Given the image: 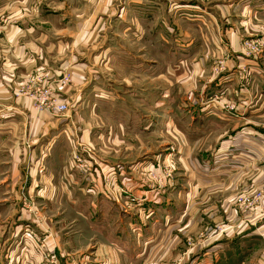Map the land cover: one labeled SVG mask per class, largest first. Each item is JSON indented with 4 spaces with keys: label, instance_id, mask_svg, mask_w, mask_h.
<instances>
[{
    "label": "rangeland",
    "instance_id": "374dc122",
    "mask_svg": "<svg viewBox=\"0 0 264 264\" xmlns=\"http://www.w3.org/2000/svg\"><path fill=\"white\" fill-rule=\"evenodd\" d=\"M87 1L85 0L84 3L82 0H11V2L9 0H0V101L1 103H13V101L25 97L28 99L27 102L31 104V108H29L35 115L49 112L46 109L36 110L34 108V106L38 105L41 98L46 97L49 100H56L57 103L66 104L67 113H65L68 115L70 113L72 115L77 114L80 119L78 122L82 123L78 124L79 127L84 130L90 127L89 135L99 136V146L101 148L110 147L109 142L115 139L119 140L120 145L115 144L117 142L113 141L114 145L112 147L115 148L113 151L117 150V152L113 154L112 158L109 157L114 163L112 165L113 168L116 169L118 165H122L119 162L124 160L126 162L123 166L125 170H128L127 173H131L132 177H137V175L134 176L133 172H130L132 171L131 167L145 162L147 169L145 168L144 178L148 187L141 190L148 191L146 195H149V197L146 199L143 196L138 199L136 196L138 195L136 193L138 188L128 191L117 180L118 174L114 176L111 171L110 174H112L113 178L106 183L110 190L105 189L103 185H98L101 199L98 198L93 195L95 193H92L93 191L90 189L93 184L88 183L87 180L90 177L93 178L96 174L95 170H97L100 160L101 163H104L106 159L109 161L108 156H99L97 157L98 162H96L90 155H86L82 151L73 152L71 155L70 152L66 151L67 153L65 152L64 155H60V160H63V171L75 175L74 179L77 181L76 185L73 186V193L76 198L80 197V204L32 203L28 197V189L24 182L25 179L31 181L29 173L30 168L33 166L27 161L28 154L22 152L21 156H19L20 161H22L19 166L22 170L20 172V182L16 186H12L10 183L9 166L11 164L9 163L10 156L8 153L11 151L9 149L14 145V142H17L15 144L16 147H21L24 141V129L18 123L14 126L15 129L11 131L12 136H15L12 137L8 136V125L0 131V230L6 233L5 236L9 240L7 233H9L10 229L15 227V224L23 223L20 228V238L28 239L33 247L39 250L41 258H44L41 254L44 242L37 231L40 224L39 221H41L40 217L43 214L46 217L48 228L51 224L53 229L59 227L62 230H67V232L71 231L73 234L74 230L77 229L89 236L90 231H92L88 226L89 223L90 226L101 225L100 230L103 227L106 230L111 229V236L112 233L114 235L117 232L120 234L140 232V228L145 230V232L143 231L145 233L143 251L145 264H184L186 250L194 246L193 255L195 257L199 252L198 248L206 242H211L212 238L217 239V236L223 233L224 227L222 223L226 222L227 219L225 218L223 222L218 220H216L218 222H215L206 218L201 228H198L192 238H190V234L185 236L184 217H179L180 211L184 209V188H182L184 187L186 176L184 169L186 150H184V145L187 140L189 147L193 150L192 157L198 159L203 151L202 149L206 150V146H203L206 142L201 137L202 134H200L201 128H205V124L192 125L188 123L185 118V108H181L178 109L176 116L173 114L178 117L175 118L178 124L177 131L173 133L172 130H169L168 121L172 117L167 113L170 110L168 106L170 107L169 102L173 99L177 103L184 100L185 96H187L184 93L186 84H193L191 86L193 88H189L192 94L188 96V100L196 101L201 95L200 89L203 81H205L203 79H218L228 73L227 64H225L224 57L221 55L224 51L222 45L228 44L226 42L229 41L231 36L229 28L232 27L230 21L234 12L231 9L226 10V7L223 6L229 7V3H233L236 0H91L90 3L94 2L98 6L103 4L107 7L111 4L115 11L109 20H104L103 18L100 20L98 29L103 32L99 36L102 34L110 36L115 39L116 48L121 47L122 50L134 53L135 56L138 53L139 57H144L142 58L144 60L139 63L137 69L135 67L126 68L119 64V55L115 53L114 58L118 62L116 64L110 63L117 65V67L112 68V65L110 68L107 67L108 69L105 72H100L97 79L91 76L88 83V87L94 86L93 79L97 80V89L95 88V90L90 92L88 95L90 96L89 100L94 102L97 99L96 94L101 100L97 99L98 103L95 108L94 106L88 108L87 105L78 107L77 113L74 114L72 112L77 107L76 103L81 90L71 91L74 88L73 72H65V74L58 77V81L52 86L53 83L46 73L37 69L39 66L37 68L33 67L31 72L25 73V65L28 60L22 59L20 53H25L24 46L27 41L42 39L44 35L60 38V31L56 27L58 18L53 13L54 10H63V8L68 10V18L73 20V22L69 23V26L75 23L79 24V27L83 25L85 29L90 28L82 22L89 20L83 11L87 10V7L84 6ZM126 4L130 9L122 12V19H125L126 22H123L125 24L121 27L120 23L115 24L113 21L121 13V7ZM137 5L143 9L139 10ZM47 9L48 11H46ZM222 9H225L224 13H222ZM108 15L107 13L106 18L109 17ZM137 18L141 20L139 32L144 37L143 43H140L141 41L139 43L135 42L137 30L134 19ZM46 19L49 20V23H37ZM58 23L61 24L62 22L59 21ZM66 26L69 27L68 25ZM223 32L225 39L218 40L222 45H216L218 34ZM184 34L192 42L187 53L180 51L183 42L181 38H183ZM203 37L207 38L208 41H202ZM68 38L69 36L65 40H69ZM164 40L171 43L165 45ZM238 46V53L240 48L241 53L244 51L249 53L243 55L244 57L256 60L263 59L264 27L260 24L256 25V28H252L246 38L241 39ZM229 49L232 52L231 46ZM66 50L72 51L69 48H66ZM98 50L100 49L98 48ZM83 51L86 52L85 58H88L89 63H93L95 66H102V62L108 59L107 55L104 58L103 56L98 59L94 58L96 49L91 51L89 47H83ZM115 51H118V49H114ZM202 53L204 57L208 55L210 58V63L208 64L207 62L209 70L207 69L208 72L205 71L203 76L202 73L201 75H196L198 73L197 70H195L196 74H194V77H191V73L187 72L186 74V65L184 67L178 66L176 69H169L168 67L170 65L169 60L175 59V62L178 63L190 56H193L192 65L200 66ZM136 62V59H133L129 61V64L135 65ZM129 64L128 66H130ZM188 64L190 65V61ZM10 67L11 69H9ZM245 68L244 65L238 67L239 70L229 80L235 78L238 85H244L249 82V74ZM199 69L201 70V67ZM192 78L194 81H192ZM98 82H101V85H98ZM57 86L61 90L62 88L64 89V95H57L58 93L52 92V87L56 89ZM207 97H209L208 101L224 105L223 108L226 113L231 115L238 114L231 97L228 96L229 98L225 99L221 94L216 93L214 88L208 89ZM152 104L156 106L151 107ZM6 108H3L5 113L8 109L13 110L11 107ZM24 110L28 111L29 109L25 108ZM94 111L97 116L93 115L92 118L97 117L95 121L88 118L90 114H94ZM49 113L56 112L50 111ZM210 125L212 127V124ZM213 128H217L215 124ZM42 134L38 132L37 136L30 138L29 142H35L37 138L39 142L42 141ZM174 135H176V141L175 139L173 140ZM93 144L96 147V143ZM177 144L181 148H178ZM33 156V162L35 163L36 158L38 160L40 156L37 153H34ZM76 158H80L84 162L89 161L91 164L89 172L80 170L79 165L82 163ZM47 164L50 173H54V167L50 163ZM57 165L61 166V162ZM107 166L111 167L110 164ZM129 174L126 175L129 177ZM52 189L49 191L47 187L41 194L45 195L48 191V194L56 196L58 194L57 187H52ZM262 191L241 192L233 199V205L235 204L236 209L240 211V214L243 212L241 214V216H244L242 221L253 222L252 227L254 228L258 227L260 221L255 222L249 220L248 217L251 213L253 216L262 217L261 213H259L260 208L258 209L260 203L258 202L257 207L253 211H248L239 207L237 200H247L256 195H261L259 192ZM174 194L176 195L175 198L172 196ZM95 197L98 198L97 201L101 202L96 203L92 199ZM152 197H156V200L160 202L154 204ZM215 205L219 204L215 203ZM77 208L78 211L80 209L82 212V216L77 214ZM137 209L143 212L142 221L140 222L135 220L138 216L136 214ZM194 211L196 215L202 214L200 209H194ZM20 213L23 214L25 222L22 219L20 220L22 218ZM85 213L88 215L87 219H84ZM221 214L223 216L222 211ZM129 217L131 219H128ZM26 229H30L37 234V244L36 241L25 234ZM153 240L158 242L157 248H153ZM126 242L131 254L136 256V240L129 236ZM175 243L177 246L174 245ZM263 244L260 259L263 252ZM223 250H226V248H223ZM180 256L182 257L180 258ZM232 258L231 256L229 259ZM238 258L234 257V259ZM255 258L258 259L259 256H255ZM55 259L58 261L57 256H55Z\"/></svg>",
    "mask_w": 264,
    "mask_h": 264
},
{
    "label": "crops",
    "instance_id": "0c3cea01",
    "mask_svg": "<svg viewBox=\"0 0 264 264\" xmlns=\"http://www.w3.org/2000/svg\"><path fill=\"white\" fill-rule=\"evenodd\" d=\"M9 1L11 2V0ZM82 1L85 3V0ZM90 1L88 0L84 4L87 10H83L89 20L82 21L85 26H89L90 28L85 29L83 25L79 27V24L75 23L69 26V23L73 22V20L68 18V10H64V8L63 10H54L53 13L59 19H57L56 27L60 31V38H52L49 35H44L42 39L27 41L24 46L25 55L20 53L22 59L28 60L25 65V73H29L33 70V67L37 68L39 66L37 69L46 73L53 83L52 86L58 81V77L65 74V72H73L74 88L71 91L81 90L76 103L77 107L72 112L74 114L77 113L78 107L87 105L88 108L92 106L95 108L98 103L97 99L101 100L96 94L97 99L93 102L89 100L90 96L88 95L92 90L97 89L96 79L99 77L100 72H105L112 64L118 62L114 58L115 53L119 55V64L126 68L135 67L137 69L139 63H142L141 61L144 60L142 59L144 57H139L138 53L135 56L134 53L126 52L121 47L116 48L114 43L115 39L110 36L106 34L99 36L103 32L98 29L100 20L102 18L109 20L110 16L112 17L115 13L114 7L111 4L107 7L103 4L98 6L94 2L90 3ZM137 6L139 10L143 9L139 5ZM223 7H226V10L231 9L234 12L230 21L232 27L229 28L231 36L229 41L226 42L228 44L222 45L218 41L225 39L224 32L218 34L216 38V45L221 44L224 48L221 56L224 57L225 64H227L228 73L218 79H203L205 81H203L201 89L199 88L201 95L196 101L188 100V96L192 94L189 88H193L191 87L193 84H186L184 93L187 96L180 103H177L175 99L170 101V107L168 106L170 110L167 112L172 117L168 122L169 130H172L173 133L177 131L178 125L175 119L178 117L175 116L179 111L178 109L181 108H185V118L188 123L192 125L198 123L205 124V128H201L200 134H202L201 137L206 142L203 145L206 146V150L202 149L203 151L199 155V158L194 159L192 157L193 150L189 147L187 140L184 145L185 148L183 147L186 150V163L184 167L186 171L185 184L184 187L181 186L184 188V209L178 213L179 217H184L185 236L190 234V238H192L198 228H201L206 218L212 219L215 222H223L225 218L227 219L226 222L222 223L224 227L223 235H218L217 239L212 238L211 242L203 243L204 245L198 248L199 252L195 257L193 255L194 246L186 250L184 264H261L260 255L264 242V57L258 60L250 59V57L243 56L249 54L248 52L244 51L241 53L240 48V52L238 53L237 48L239 47L238 45L241 39L246 38L252 28L255 29L258 24L264 27V0H236L233 3H229V7ZM126 9L127 11L130 9L127 4L121 7V13L113 21L115 24L120 23L121 27L125 24L123 22H126L125 19H122V12H125ZM224 12L225 9H222V13ZM107 13L109 14L108 19L106 18ZM134 20L137 30L135 42L139 43L141 41L140 43H143L144 37L139 32L141 20L140 18ZM59 21L62 23L59 24ZM37 23H49V20L46 19ZM121 31L123 30L121 29ZM67 36H69V40H65ZM203 38L201 39L202 41H208L207 38ZM181 39L183 42L180 51L187 53L192 42L188 40L185 34ZM164 43L167 45L171 42L164 40ZM230 46L233 49L232 52L229 49ZM83 47H89L91 51L96 49L94 58L98 59L100 56L104 58L107 55L108 59L102 62V66H95L93 63H89L88 58H85L86 52L83 51ZM66 48L72 49V51H68ZM165 48L170 51L168 47L165 46ZM114 49H118V51L114 52ZM167 54L169 55V53ZM133 59H136L137 62L135 65H130L129 61ZM175 61V59L169 60V69H176L178 66L184 67L186 65L185 73H191V77H194V74H196L195 70L198 71L196 75H201L202 73V76L207 69L209 70L208 64L210 63V58L208 55L204 57L203 53L202 58H200V66L192 65L193 56L181 60L178 63ZM189 61L190 65L188 64ZM242 65L248 71L249 82L244 85H238L235 78L233 80L231 79L232 82L229 78L235 75V72L239 70L238 67H242ZM115 66L117 67V65H112V68ZM200 67L201 70L199 69ZM91 76L96 78L93 79V84L95 85L88 87ZM103 76L106 77L107 75ZM192 81H194L193 78ZM99 84L101 85V82H98ZM209 88H214L215 92L221 94L225 99L231 97L234 106L238 110V114H228L223 108L224 105L210 100L208 101L209 97H207V92ZM63 91L64 89L62 88L61 90L59 86L56 89L52 87V92L58 93L57 95H64ZM21 98L13 101V103H1L0 101V109H2L0 110V131L3 127L9 125L8 136H12L11 131L15 129L14 126L18 123L24 129V141L21 147H16L15 144L17 142H14V145L9 149L11 151L8 153L10 156L9 163L11 164L9 166L10 183L12 186H16L20 182V172L22 170L19 166L22 161H20L19 156H21L22 152L28 154L27 161L33 167L30 168L29 173L31 181L25 179L24 182L28 189V197L32 203L80 204V197L76 198V195L73 193V186L76 185L77 181L74 179L75 175L63 171V160H60V155H64L66 151L68 153L70 152V155L73 152L82 151L86 155H90L96 162H98L97 157L102 155H105V157L108 156L109 161L107 159L105 162L103 161L104 163H101V160L99 161L97 165V170H99L94 169L96 174L93 178L86 179L88 183L93 184L90 189H92V193H95L93 195L98 198L101 197L99 195L100 190L98 189V185H103L105 189L110 190L106 183H108L109 179L113 178L112 174H110L112 171L114 176L118 174L117 180L128 191L136 187L138 188L136 189L138 199L143 196L148 199L149 195H146L148 191L141 190L142 188L148 187L144 178L145 170L147 169L145 162L131 167L132 171L130 172H133L134 176L137 175V177H132L131 173V175L127 173L128 170H125L123 166L126 162L124 160L119 162L122 165L117 164L118 167L116 169L112 167L114 163H112V159L109 157L112 158L113 154L117 152V150L113 151L115 149L112 147L114 145L113 141L117 142L115 144L120 145L119 140L115 139L109 142L110 147L108 146L105 149L101 148L99 146V136L94 137V135H89L90 127L88 129L84 127L86 130L79 127L78 124L82 123L78 122L80 119L77 114L72 115L70 113L68 115L66 114L67 112L62 114L46 112L35 115L30 109L31 104L27 102L28 99L23 97L21 100ZM155 106V104H152L151 107ZM6 107H11L13 110L8 109L5 113L3 108L7 109ZM25 108L29 110L25 111ZM93 115L97 116L95 111L88 118L95 121L97 117L93 119ZM210 124H212V127ZM214 124L217 128H213ZM38 132L43 133V140L39 142L37 138V140L35 139L36 141L34 140L35 142H29L31 140L30 138H35ZM174 139L176 141V135H174ZM93 143H96V147ZM177 147L181 148L178 144ZM34 153L40 156L38 160L36 158L35 163L33 162ZM52 157L54 158L52 159ZM60 162L61 166H58L57 164ZM47 163H50L54 167V173H50ZM108 164L111 167H108ZM126 174H129V177ZM47 187L49 191L53 190L52 187H57L58 194L54 196L48 194V191L45 195L43 193L41 194ZM260 190L263 191L259 192L262 196L259 194L261 199L258 209L260 208L259 213H261L262 217L253 216L252 213L248 217L249 220L255 222L260 221L258 227L254 228L252 227L253 222L242 221L244 219V216H241L243 212L240 214V211L236 209L235 204L233 205V199L238 193L248 191L258 192ZM172 196L175 198L176 195L174 194ZM98 198L95 197L92 199L96 203H99L101 201H97ZM152 199L154 204L160 202L156 200V197H152ZM215 203L219 205H215ZM194 209H200L202 214H194ZM221 211L223 216H221ZM77 212V214L82 216L80 209L78 211L77 208ZM136 214L138 216L135 220L137 222L138 220L139 222L142 221L143 212L137 209ZM20 215L22 216L23 214L20 213ZM244 215L246 216V214ZM87 217L88 215L85 213L84 219H87ZM21 219L24 222L26 221L23 216ZM45 219L44 214L41 215V221H39L40 224L37 228L38 235L44 242L41 254L42 257L45 252L57 256L58 261L55 260V264H145V256L143 255L144 229L139 228L140 232H128V234H120L117 232L113 235L112 233L111 236V229L106 230L103 227L100 230L101 225L90 226L89 223L88 226L92 231H90L88 236L83 231L77 229L74 230V234L71 231L67 232V230H62L59 227L53 229L51 224L49 230ZM128 219H131V217ZM22 224H15V227L10 229L9 233H7L9 240L5 236L6 233L0 230V264H50L49 261L41 258L39 250L33 247L28 239L20 238L19 234L20 228L23 226ZM131 230L133 231V229ZM129 236L137 242L136 256L132 255L131 250L128 249L126 241H128ZM157 243V241L153 240V248H157ZM174 245L177 246L176 243ZM223 248H226V250H223ZM231 256L233 258L229 259ZM255 256H259V258L257 259ZM234 257L239 258L234 259Z\"/></svg>",
    "mask_w": 264,
    "mask_h": 264
},
{
    "label": "built area",
    "instance_id": "2783aa9c",
    "mask_svg": "<svg viewBox=\"0 0 264 264\" xmlns=\"http://www.w3.org/2000/svg\"><path fill=\"white\" fill-rule=\"evenodd\" d=\"M49 101H51V102H49ZM34 108L36 110H44V109H46L49 112L50 111H54L56 113H65V112H67V105L66 104H64V103H57L56 100H49L46 97L41 98V100L38 103V105L37 106H34ZM76 159L79 162L81 161V163H82V164L79 165L80 170L82 172H89L90 165H91L89 163V161L84 162L80 158H76ZM260 199H261V196L260 195H256L255 197L249 198L247 200H245V199H238L237 200V204L239 205V207H242L245 210L253 211L257 207L258 202L260 201ZM25 234L29 238H31L34 241H36V244L38 243V236H37L36 233H34L33 231H31L30 229H26V233ZM41 246H43V245H41ZM43 257H44V259L46 261H49L50 264H55V260L56 259H55V256L53 254L51 255V254L45 252L43 254ZM261 264H264V246H263V252H262V256H261Z\"/></svg>",
    "mask_w": 264,
    "mask_h": 264
}]
</instances>
